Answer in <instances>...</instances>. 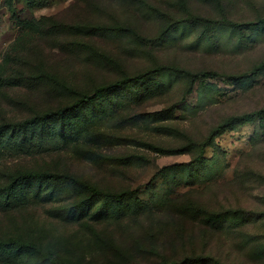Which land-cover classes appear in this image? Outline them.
I'll use <instances>...</instances> for the list:
<instances>
[{"label":"rangeland","instance_id":"1","mask_svg":"<svg viewBox=\"0 0 264 264\" xmlns=\"http://www.w3.org/2000/svg\"><path fill=\"white\" fill-rule=\"evenodd\" d=\"M186 6L0 0V129L79 105L27 131L0 132V240L36 242L55 264H264V120L219 135L202 162L191 146L225 119L264 109V68L240 82L201 79L190 92L187 80L155 74L78 104L99 86L158 67L233 76L264 62V27L222 22L264 18V0ZM33 173L137 190L144 204H83L84 191L42 180L8 190ZM38 257L0 251V264H49Z\"/></svg>","mask_w":264,"mask_h":264},{"label":"trees","instance_id":"2","mask_svg":"<svg viewBox=\"0 0 264 264\" xmlns=\"http://www.w3.org/2000/svg\"><path fill=\"white\" fill-rule=\"evenodd\" d=\"M179 5L185 12H189L187 6H186V0H179ZM194 21H199V18H192ZM222 22L230 25L233 28L242 30L243 28H251V27H264V18L257 19L254 23H247V24H241V23H235L233 21H229L228 19H223ZM208 24L215 25L217 22L208 21ZM175 25H169L168 28H166L165 32H168L171 27ZM123 32L132 34L133 36L138 37L137 33L133 31L130 28H120ZM94 30L97 31H114L115 29H110L106 27H94ZM264 68V62L260 63L256 67H254L249 72H246L241 75H222L216 72L212 71H203V72H197L192 73L190 71L182 70L178 67L173 66H163L158 67L153 70H149L145 73L134 75V76H124L122 79L115 81L114 83L110 85H104L99 86L95 88L92 92H90L87 95H84L80 98L78 104H82L83 102H91L95 99H98L102 97V95L108 94L113 90H117L123 87L131 86V85H145V80L155 76V74H171L177 77H180L181 79H185L188 82V88L187 92H190L192 89L193 84L201 79H217V78H227L229 81H235L240 82L244 81L247 78L256 75L260 70ZM68 93L70 94H78L76 91L69 87H65ZM78 106H75L74 108H64L59 109L54 112H46L43 114H37L36 116H33L29 119L23 120L21 122H18L14 125H6L3 126L0 129V132H4L5 130L9 129H19L27 131L28 129L34 128L38 124H46V122L52 118L56 117H64L70 113V111L76 110ZM264 120V109L257 110L251 113H245L238 116H231L224 121H222L220 124H218L216 127H214L207 137L200 143H192L191 146L199 148L200 152L199 155L196 157L195 162H202V153L204 149L207 146H210L211 143L215 138H217L219 135L223 134L226 131L233 130L237 126H242L246 123L253 122V121H263ZM180 152V151H178ZM161 170L160 172H163ZM32 180H42V181H51L56 182L59 185L62 183H68L71 184L75 189L82 190L85 193L89 195L87 199L83 201L84 203H91L94 200L101 199L104 202H111V203H125L127 205L128 202L132 201V203H136L139 205H143L144 203L139 200L137 197V190H125L119 193H110L105 192L103 190H100L92 185H90L88 182L74 179L62 175L57 174H48V173H33V174H25L18 177L14 183H11V186L8 188L9 191L13 190L14 186L21 184L22 182L26 181H32ZM13 184V185H12ZM95 219L99 220V211H95ZM122 214V213H121ZM0 251L7 253V252H29L34 255L39 256L38 258L41 259L42 262H47L49 264H55L56 261L51 259V254H46L43 252V249L41 245L37 244L36 242L29 241V240H23L21 238H8L5 240H0ZM207 259H187L188 264H194L205 262ZM186 263V264H187ZM161 264H168L166 262H163ZM171 264H178V263H171ZM185 264V263H184Z\"/></svg>","mask_w":264,"mask_h":264}]
</instances>
